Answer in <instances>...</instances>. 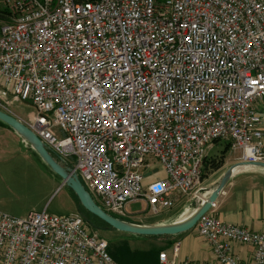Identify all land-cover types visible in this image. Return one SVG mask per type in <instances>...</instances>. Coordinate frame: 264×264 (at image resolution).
I'll return each instance as SVG.
<instances>
[{"label": "built area", "instance_id": "1", "mask_svg": "<svg viewBox=\"0 0 264 264\" xmlns=\"http://www.w3.org/2000/svg\"><path fill=\"white\" fill-rule=\"evenodd\" d=\"M261 99L264 0H0V110L30 105L19 120L117 219L132 202L157 215L198 189L214 141L264 163ZM215 207L195 226L215 261L178 260L175 244L157 264H264V233ZM107 244L80 212H0V264H118Z\"/></svg>", "mask_w": 264, "mask_h": 264}, {"label": "rangeland", "instance_id": "2", "mask_svg": "<svg viewBox=\"0 0 264 264\" xmlns=\"http://www.w3.org/2000/svg\"><path fill=\"white\" fill-rule=\"evenodd\" d=\"M31 111L32 107L30 105L20 102L13 103L9 109L10 114L22 121H25L24 117ZM225 142L227 141L218 140L212 143L207 150L208 155L219 154L224 148ZM25 153L21 152L16 143L11 141L9 133L5 132V134L0 135V212L15 217H23L30 210H42L43 208H46L49 214L55 215L76 212L67 194V188L62 186L60 182L57 183L48 174L46 165L41 162L30 147H27ZM232 154L229 144L228 150L225 152V158H232ZM65 158L67 163L72 164V157ZM220 172L219 170L215 174L212 173L209 178L201 181L198 189L193 191L190 196H196L200 193L201 189L208 188L211 184V180L216 179V176ZM160 174L161 172H158L150 176L147 178V182L154 180L156 178L155 176H159ZM128 211L129 215L127 221L151 224L164 220L165 218L162 217L167 210L158 215H152L145 209V204L143 202L136 201L128 205ZM174 211L171 214H173ZM88 227L90 230H95L99 235L104 237L111 245L123 239L136 242L150 240H146L142 237L140 238L142 240L132 239L135 236L117 231L113 228L94 229L89 224Z\"/></svg>", "mask_w": 264, "mask_h": 264}, {"label": "crops", "instance_id": "3", "mask_svg": "<svg viewBox=\"0 0 264 264\" xmlns=\"http://www.w3.org/2000/svg\"><path fill=\"white\" fill-rule=\"evenodd\" d=\"M255 106L261 119L260 129L263 133L264 142V99L256 101ZM5 132L10 134L11 141L16 143L20 151L25 153L28 145L23 142L13 131L0 124V135L5 134ZM149 162H152V160L149 159ZM234 162H237V160L234 159V154H232V158H225V163L223 166L216 170L214 174L219 170L221 172L216 176V179L211 180V184L208 189L213 188L228 165ZM47 172L57 183L60 182L59 177L52 173L48 168ZM158 172H161V170H158ZM154 174L156 173L145 176L144 182L146 183L148 181L147 178ZM159 176H163V173L161 172ZM155 177L157 178L158 176ZM67 194L72 201L76 212H78L77 201L74 197V194L68 188ZM190 194L191 193L176 196L173 200L172 207L166 209L168 212L166 211L162 217L165 219L162 221L172 219L171 217L176 215V217H178V214H181L187 209L190 211L195 205V196L191 197ZM199 195H201V193H199ZM202 198H206V196ZM214 202H216V207L212 210V214L219 221L239 227H244L257 233H264V170L254 167L249 169L244 168L237 171L234 176L231 177L226 183ZM42 210L47 212L46 208H43ZM30 211H28V213ZM173 211L174 213L171 214ZM176 217H173V219ZM195 226L196 224L191 229L177 235L156 236L157 238L152 240L150 239L149 241L159 244L162 247V251H165L169 257L173 256V247L175 244H178L175 256L178 260L188 259L195 262L215 261L216 255L213 245L205 238H202L197 234ZM140 238L141 237H133L132 239L142 240ZM142 238L147 240L149 236ZM227 243L230 246V253L232 256L238 258L244 263L251 260L252 247L234 241H228Z\"/></svg>", "mask_w": 264, "mask_h": 264}, {"label": "water", "instance_id": "4", "mask_svg": "<svg viewBox=\"0 0 264 264\" xmlns=\"http://www.w3.org/2000/svg\"><path fill=\"white\" fill-rule=\"evenodd\" d=\"M0 124L13 131L38 156L41 162L60 179V184L67 187L78 199L80 205L90 214L105 222L109 227L135 237L177 235L183 233L196 224L199 217L208 210L210 204L216 200L226 183L234 176L238 168H260L264 170L262 162L237 161L228 165L219 177L216 185L206 198L199 194L194 197L195 205L186 213L176 218L151 224L133 223L117 219L104 211L84 188L73 168L65 166L61 160L55 159L46 149L43 142L17 117L0 110ZM153 169L151 172H156ZM151 172H146L148 176Z\"/></svg>", "mask_w": 264, "mask_h": 264}, {"label": "trees", "instance_id": "5", "mask_svg": "<svg viewBox=\"0 0 264 264\" xmlns=\"http://www.w3.org/2000/svg\"><path fill=\"white\" fill-rule=\"evenodd\" d=\"M215 142V141H214ZM229 143L225 142V146L219 154L206 155L204 158L200 179L203 181L209 178L212 173L221 168L225 163V152L228 150ZM77 204L78 212H80L88 224L94 229H108L109 227L105 222L99 218L87 212L78 202L77 197L74 195ZM156 236H149L148 239H155ZM147 239V240H148ZM162 251V247L159 244H155L151 241L136 242L122 240L115 242L114 245L107 244V252L114 261L118 264H157L158 254Z\"/></svg>", "mask_w": 264, "mask_h": 264}, {"label": "bare ground", "instance_id": "6", "mask_svg": "<svg viewBox=\"0 0 264 264\" xmlns=\"http://www.w3.org/2000/svg\"><path fill=\"white\" fill-rule=\"evenodd\" d=\"M244 168H245V167H244ZM244 168H238V169L236 170V172L239 171V170H242V169H244ZM215 185H216V184H215ZM215 185H214V186H215ZM214 186H213V187H214ZM210 192H211V189L203 188V189L200 190V193H201L200 196L205 197V196L209 195ZM187 211H188V209L185 210V211H183L182 213H186ZM182 213H181V214H182ZM179 215H180V214H179Z\"/></svg>", "mask_w": 264, "mask_h": 264}]
</instances>
